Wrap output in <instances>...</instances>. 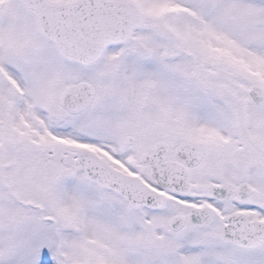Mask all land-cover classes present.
<instances>
[{
	"label": "snow or ice",
	"instance_id": "snow-or-ice-1",
	"mask_svg": "<svg viewBox=\"0 0 264 264\" xmlns=\"http://www.w3.org/2000/svg\"><path fill=\"white\" fill-rule=\"evenodd\" d=\"M0 264H264V0H0Z\"/></svg>",
	"mask_w": 264,
	"mask_h": 264
}]
</instances>
